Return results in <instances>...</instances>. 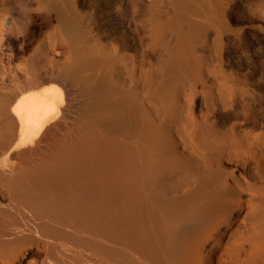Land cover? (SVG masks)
<instances>
[{"label":"bare ground","instance_id":"1","mask_svg":"<svg viewBox=\"0 0 264 264\" xmlns=\"http://www.w3.org/2000/svg\"><path fill=\"white\" fill-rule=\"evenodd\" d=\"M194 5L157 26L176 44L143 96L63 15L64 61L1 73L0 264H264V116L214 113L231 99L182 116L169 94L194 70Z\"/></svg>","mask_w":264,"mask_h":264},{"label":"rangeland","instance_id":"2","mask_svg":"<svg viewBox=\"0 0 264 264\" xmlns=\"http://www.w3.org/2000/svg\"><path fill=\"white\" fill-rule=\"evenodd\" d=\"M47 1L0 0V76L9 67L31 62L51 67L64 61L70 45L62 15L83 34L82 46L102 57L98 70L111 67L113 78L127 91L137 84L140 96L149 73L158 72L159 62L176 44V34L169 30L156 34L157 26L173 17L175 0H68L58 9ZM194 3V11L184 15L201 30L186 50L194 70L171 82L174 111L183 116L189 101L196 115L210 113V102L231 99L239 106L215 107L214 113L251 109L264 116V0ZM159 118L164 119L162 114ZM168 123L179 125L172 118ZM37 259L35 253L26 257L28 262Z\"/></svg>","mask_w":264,"mask_h":264}]
</instances>
